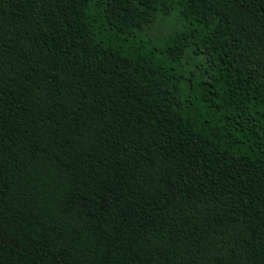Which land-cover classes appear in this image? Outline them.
<instances>
[{
	"label": "trees",
	"instance_id": "1",
	"mask_svg": "<svg viewBox=\"0 0 264 264\" xmlns=\"http://www.w3.org/2000/svg\"><path fill=\"white\" fill-rule=\"evenodd\" d=\"M0 264H264V0H0Z\"/></svg>",
	"mask_w": 264,
	"mask_h": 264
}]
</instances>
